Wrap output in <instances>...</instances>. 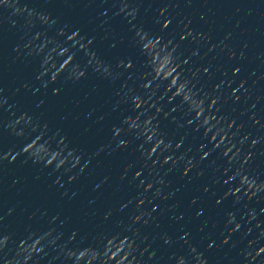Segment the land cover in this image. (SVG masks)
I'll use <instances>...</instances> for the list:
<instances>
[{
    "label": "clouds",
    "instance_id": "9594fccd",
    "mask_svg": "<svg viewBox=\"0 0 264 264\" xmlns=\"http://www.w3.org/2000/svg\"><path fill=\"white\" fill-rule=\"evenodd\" d=\"M32 144H29L28 147H31ZM27 147V148H28ZM27 148L25 149V151H27ZM137 175H139V173H137ZM141 203V202H140ZM237 228H239V224L236 225ZM260 252H264V248H260L257 252V255H259ZM253 259H255V257H253Z\"/></svg>",
    "mask_w": 264,
    "mask_h": 264
}]
</instances>
